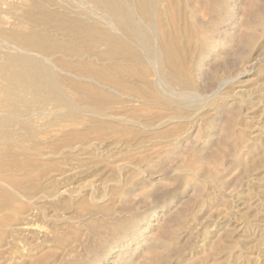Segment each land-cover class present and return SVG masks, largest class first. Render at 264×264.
Masks as SVG:
<instances>
[{
    "label": "bare ground",
    "instance_id": "6f19581e",
    "mask_svg": "<svg viewBox=\"0 0 264 264\" xmlns=\"http://www.w3.org/2000/svg\"><path fill=\"white\" fill-rule=\"evenodd\" d=\"M191 1L18 0L3 2L7 10L0 4V264L79 263L84 235L58 223L45 232L46 216L36 213L38 199L49 196L42 177L52 162L75 167L98 145L115 147L116 155L153 139L168 147L194 121L195 22L205 20H194ZM5 12L14 18L10 27ZM223 93L222 100H247ZM109 129L116 143L92 136Z\"/></svg>",
    "mask_w": 264,
    "mask_h": 264
},
{
    "label": "rangeland",
    "instance_id": "374dc122",
    "mask_svg": "<svg viewBox=\"0 0 264 264\" xmlns=\"http://www.w3.org/2000/svg\"><path fill=\"white\" fill-rule=\"evenodd\" d=\"M12 1L0 4L7 10ZM190 4L194 20H205L195 22V59L197 81L206 86L197 83L191 101L198 105L185 132L168 147L153 139L117 155L115 147L91 146V157H79L75 167L54 161L44 171L49 196L38 199L36 213L46 216L45 232L58 223L84 235L76 264H264V0ZM230 76L231 84L223 83ZM223 92H240L247 102L237 95L222 100ZM102 135L92 136L118 140L110 129Z\"/></svg>",
    "mask_w": 264,
    "mask_h": 264
}]
</instances>
